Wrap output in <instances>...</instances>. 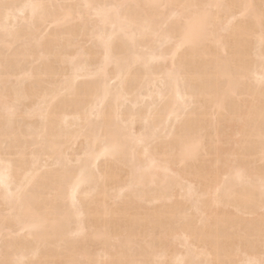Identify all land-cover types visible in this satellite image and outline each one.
<instances>
[{
    "label": "bare ground",
    "instance_id": "6f19581e",
    "mask_svg": "<svg viewBox=\"0 0 264 264\" xmlns=\"http://www.w3.org/2000/svg\"><path fill=\"white\" fill-rule=\"evenodd\" d=\"M0 264H264V0H0Z\"/></svg>",
    "mask_w": 264,
    "mask_h": 264
},
{
    "label": "rangeland",
    "instance_id": "374dc122",
    "mask_svg": "<svg viewBox=\"0 0 264 264\" xmlns=\"http://www.w3.org/2000/svg\"><path fill=\"white\" fill-rule=\"evenodd\" d=\"M49 29V28H48ZM48 31V30H47ZM87 44L89 45V43H86V46H87ZM144 102H147V100L146 101H144ZM144 102L142 103V104H144ZM126 106V105H125ZM124 106V108H130V106H127V107H125ZM137 126V125H136ZM136 128V127H135ZM77 146H79L78 144L76 145V147L74 146V149L75 148H78ZM21 233H19L18 235H20Z\"/></svg>",
    "mask_w": 264,
    "mask_h": 264
}]
</instances>
